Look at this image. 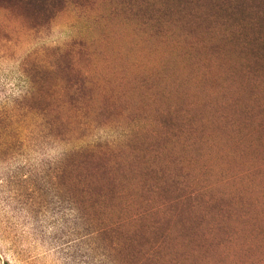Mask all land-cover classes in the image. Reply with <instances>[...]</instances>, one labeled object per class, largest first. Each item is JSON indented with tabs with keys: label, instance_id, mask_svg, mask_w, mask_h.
<instances>
[{
	"label": "rangeland",
	"instance_id": "374dc122",
	"mask_svg": "<svg viewBox=\"0 0 264 264\" xmlns=\"http://www.w3.org/2000/svg\"><path fill=\"white\" fill-rule=\"evenodd\" d=\"M0 264H264V0H0Z\"/></svg>",
	"mask_w": 264,
	"mask_h": 264
}]
</instances>
